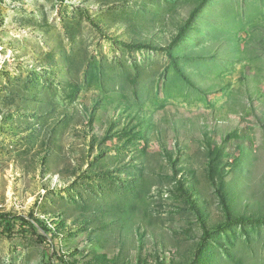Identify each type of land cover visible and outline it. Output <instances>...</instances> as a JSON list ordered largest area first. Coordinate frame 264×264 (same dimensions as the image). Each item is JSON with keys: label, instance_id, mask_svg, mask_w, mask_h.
Returning a JSON list of instances; mask_svg holds the SVG:
<instances>
[{"label": "rangeland", "instance_id": "374dc122", "mask_svg": "<svg viewBox=\"0 0 264 264\" xmlns=\"http://www.w3.org/2000/svg\"><path fill=\"white\" fill-rule=\"evenodd\" d=\"M8 213L0 264H264V0H0Z\"/></svg>", "mask_w": 264, "mask_h": 264}, {"label": "trees", "instance_id": "16d2710c", "mask_svg": "<svg viewBox=\"0 0 264 264\" xmlns=\"http://www.w3.org/2000/svg\"><path fill=\"white\" fill-rule=\"evenodd\" d=\"M169 58L171 59L174 67L179 70L178 63L176 61V57L169 53ZM221 202L224 205L225 209L228 212V206L224 196L218 192ZM229 213V212H228ZM0 228H2L3 233L8 236L12 235H26L28 233L36 236L42 244H51L49 243L50 229L40 221H36V223H32L28 217L15 215L12 213L2 214L0 215ZM49 250V254H46L48 257L47 264H53V260H55L54 264H62V260L58 258L57 254L53 251Z\"/></svg>", "mask_w": 264, "mask_h": 264}]
</instances>
